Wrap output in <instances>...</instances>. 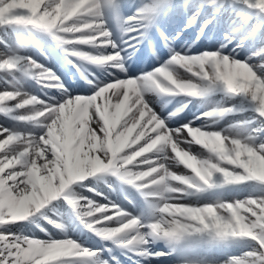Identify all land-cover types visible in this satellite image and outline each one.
I'll return each mask as SVG.
<instances>
[{
	"label": "snow or ice",
	"instance_id": "6c2138e0",
	"mask_svg": "<svg viewBox=\"0 0 264 264\" xmlns=\"http://www.w3.org/2000/svg\"><path fill=\"white\" fill-rule=\"evenodd\" d=\"M164 2L155 0V6L140 16L120 21L123 30L137 33L129 35L128 48L139 42L138 37L144 34L141 27L151 25ZM245 3L264 11V0ZM116 4L117 0H0V27L31 26L53 34L72 56L99 65L122 66L123 52L108 27V12ZM126 23L137 27L128 29ZM78 45L114 51L89 55L76 50ZM20 61L19 55L0 59V70H16ZM28 63L26 71L35 70L42 85L62 87L54 73L30 57ZM171 63L213 86L219 83L230 93L249 96L264 116V78L249 63L222 51L196 56L177 54ZM147 79L161 92L196 96L206 91L191 80H178L166 67ZM11 101L19 109L41 106L34 115L22 119L42 121L46 133L36 138L0 128V137H4L0 139V227L26 220L74 182L111 170L159 201L156 220L147 225L151 235L173 241L204 234L213 240L249 238L259 244L261 251L248 253L251 261L232 258L229 264H256L257 260L264 264V197L203 206L171 203L182 199L189 189L214 187L217 174L222 175L226 185L245 181L264 184V144L254 145L251 137H233L191 125L168 129L143 101L135 79L116 80L100 87L95 95L69 98L56 106L19 91H4L0 92V112L10 111L7 102ZM229 111L222 108L209 115L222 116ZM17 141L19 144H14ZM181 143L202 145L215 160L200 159L179 148ZM169 151L175 154L171 159L190 169L192 176L170 172L166 163L169 157L152 155ZM172 181L184 187H174ZM70 203L76 206L78 201ZM82 208V219L101 237L116 239L129 248L149 243L148 235L141 232V221L119 206L90 202ZM140 254L150 255L147 251ZM97 255L71 239L45 242L0 232V264H93L92 258Z\"/></svg>",
	"mask_w": 264,
	"mask_h": 264
},
{
	"label": "bare ground",
	"instance_id": "6f19581e",
	"mask_svg": "<svg viewBox=\"0 0 264 264\" xmlns=\"http://www.w3.org/2000/svg\"><path fill=\"white\" fill-rule=\"evenodd\" d=\"M4 28L0 27V31H2ZM226 45V47H223ZM14 45H11L9 48H3L0 46V59L7 58V57H12L16 55V49H14ZM223 52V54L229 55L230 58H235L238 59L242 62H247L249 63L250 66L253 67V69L257 72V75L260 78H264V47H259L258 42L256 40H250L248 43L242 45L236 44V42H230L229 40H221L220 41V52ZM187 56H192L191 54H187ZM21 57V56H20ZM20 63H24L25 66H28L30 68V65L28 63V57L23 56L21 57ZM35 71V70H33ZM4 76H8V78L11 79L10 76L12 74L10 72L4 73ZM114 81L109 82L108 84L112 83ZM107 84V85H108ZM57 87V86H56ZM28 89V87H16L15 88L12 86V84L8 83L6 80L0 82V92L4 91H18L20 90L21 93L26 94L24 90ZM54 88H44V90H47V95L44 97V99H41L43 101H46L48 104H51L53 106H56L60 103L65 102L69 98H75L77 96L72 95L70 93H67L68 95L66 96L63 92H55L53 90ZM28 95V94H26ZM228 100H232V98L229 99V97H220L217 98V102L215 104L217 105H223L226 104ZM115 101L113 100V103ZM9 103V102H7ZM102 103V102H101ZM230 105H235V103H230ZM12 106V105H11ZM10 105H7V107H11ZM39 107L41 106H30L24 108L25 111L30 112H35L39 110ZM202 110V109H201ZM201 110L197 107L196 114H193L192 117H194V121L191 126L192 127H200L205 130L211 131L215 127L221 128L222 133L228 136H233V137H240V138H249L251 137L253 140L254 145H260L264 143V132L258 135L252 136L251 134V127H238V126H228V124L224 121L223 123L220 122L218 124H213L212 119L207 120L204 118L205 114H202L201 116ZM111 111V110H110ZM158 117L162 114L161 112L156 113ZM126 118V117H125ZM260 123H264V119H260ZM123 122V121H122ZM121 122V123H122ZM166 127L170 130H178L184 127L178 126L176 129L170 127L168 124H165ZM7 126H10L11 128H8ZM95 127V125H92ZM0 128H5L8 129L10 132L13 133H21V134H32L36 138L42 137L46 133V128L44 127V124L40 120H34L33 124H28V125H22V124H12V123H7L4 120H0ZM17 128V129H15ZM17 131V132H15ZM232 133V134H229ZM4 137H0V139H3ZM181 139H185V137H181ZM143 143V141H141ZM14 144H19V142H14ZM183 146V150H188L191 154L197 155L198 158L203 159V160H209L208 158H204L203 156L209 157L212 160H215L213 156H209L207 153H203V151L199 150V147L197 144L192 143H181ZM9 146H6V148ZM20 150H22V146L20 147ZM146 155H151V154H146ZM153 156L157 155H163L169 157V159L166 160L167 166L169 168V171L174 173V172H179L182 170L180 165L175 162V160L171 159V157L166 153H154L152 154ZM140 159V158H139ZM155 160L156 157H153ZM19 167V166H17ZM144 170H147L146 168L148 167L147 165L144 166ZM155 175V174H153ZM104 178V176H102ZM109 177V175H108ZM106 177V178H108ZM90 181V180H87ZM74 182L72 185L69 186L68 189L65 190V193H62L59 197H57L55 200L49 202L46 204L42 209H40L38 212L34 213L33 215L29 216L26 220L15 222L12 224H8L7 226H17L19 227L21 233L20 237H29V238H34L38 239L41 241H50V240H55V241H62L65 239H71V237H76L80 239L82 242V247L88 249L94 241L91 240L88 236L85 234H81L80 232L77 231H70L69 229L63 230V231H57L53 229L47 222V220H44L43 215H48L50 217H56L58 216L55 207L58 205H63L62 199L67 195L69 196L70 193L73 194V198L78 201V204L76 206H79V214L81 215L83 212V205H87L90 202L94 203L96 205H100L99 200L101 201V198L104 197V195H94V194H86L85 191H83L82 186L80 181L78 184H75ZM250 182H243L240 184H237V187L234 188L232 191L225 190L223 192H219L215 197L209 199L210 201H213L216 203L217 201L219 202H235V201H243L249 198H261L264 197V186L262 187H256V186H251L249 184ZM75 184V185H74ZM172 184L174 187L181 186L179 182L177 181H172ZM99 188L103 191L108 190V187L104 185L102 182H98ZM153 200L158 201L157 199L153 198ZM117 197L115 195H112L110 201L107 203V205H115L117 202ZM159 202V201H158ZM173 204H185V205H191V206H203L204 204H195L197 203L195 201V197H188L186 195L183 196L182 199L179 200H173L171 201ZM214 203H209V204H214ZM102 206V205H100ZM33 219H39L41 222H44L45 227L48 229L45 233H42L37 229V226L32 223ZM145 219H143L144 221ZM115 221L113 222V226H115ZM46 230V229H45ZM142 234H147L149 243L147 245H138L133 249L137 252H142L141 249H146V251H152V256L148 257V259H151L156 257L157 260L160 259H172V261L175 262V264H192L190 262L186 263L188 260H195L197 262H202L205 258L207 257H215L216 259L220 260V264H229L230 259L229 257L225 258L227 253H229L231 250H239L242 249V245L240 246H229V247H224L220 252L218 253H211L208 252L209 250H213L210 245V239L206 234L204 235H193L186 237L184 240L181 241H173L168 238H165L163 236H156V235H151L150 230L148 229H141ZM190 238V239H189ZM72 240V239H71ZM210 242V243H209ZM101 246L100 244H98ZM231 247V248H230ZM249 247V246H248ZM247 247V248H248ZM121 250H125L127 252H130L128 250L129 247H125L120 244L119 247ZM246 248V249H247ZM205 249V250H204ZM89 250L92 251H99L98 248L91 249ZM208 252V253H206ZM98 255L93 257L94 261L96 264L99 260L100 261H109L110 263H115L112 260V255L109 253H104V252H97ZM163 253V255H160ZM249 252L245 250L242 253V257L240 258H245ZM114 254H117V251H114ZM105 256V258H103ZM248 257V256H247ZM118 261L120 259H117ZM116 260V261H117ZM155 261V260H152ZM198 264V263H197Z\"/></svg>",
	"mask_w": 264,
	"mask_h": 264
},
{
	"label": "rangeland",
	"instance_id": "374dc122",
	"mask_svg": "<svg viewBox=\"0 0 264 264\" xmlns=\"http://www.w3.org/2000/svg\"><path fill=\"white\" fill-rule=\"evenodd\" d=\"M254 186V185H252ZM260 187V186H258ZM262 187V186H261ZM35 224H39L37 220L33 221ZM40 226H42L41 224H39ZM18 227H12V226H3V227H0V232H11V233H14L16 236H19V232L20 230L17 229ZM20 237V236H19ZM237 240L234 241V242H231L229 243V245H235V246H238V245H243V248L241 251H238L236 250L237 252L236 253H232L230 254V256H232V258H240L242 257V254L241 252H244L245 250H247L249 253H259L261 250H260V246L259 244L256 242V241H253L251 239H239V238H236ZM79 243V242H78ZM245 246H249L247 249H244ZM247 259H249L250 261L253 259L252 257H245ZM174 262L171 261L170 259H160V260H155L153 264H173ZM198 264H220V261L219 260H215V259H205L204 262H197ZM196 262L193 263V264H197ZM256 264H259V261L257 260L256 261Z\"/></svg>",
	"mask_w": 264,
	"mask_h": 264
},
{
	"label": "clouds",
	"instance_id": "9594fccd",
	"mask_svg": "<svg viewBox=\"0 0 264 264\" xmlns=\"http://www.w3.org/2000/svg\"><path fill=\"white\" fill-rule=\"evenodd\" d=\"M261 174L264 175V164L261 166Z\"/></svg>",
	"mask_w": 264,
	"mask_h": 264
}]
</instances>
